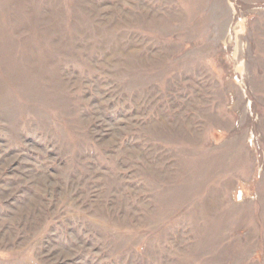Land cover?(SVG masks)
<instances>
[{"label":"rangeland","instance_id":"obj_1","mask_svg":"<svg viewBox=\"0 0 264 264\" xmlns=\"http://www.w3.org/2000/svg\"><path fill=\"white\" fill-rule=\"evenodd\" d=\"M0 264H264V0H0Z\"/></svg>","mask_w":264,"mask_h":264}]
</instances>
